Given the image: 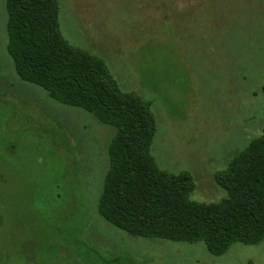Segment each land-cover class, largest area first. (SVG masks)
<instances>
[{
	"label": "rangeland",
	"instance_id": "1",
	"mask_svg": "<svg viewBox=\"0 0 264 264\" xmlns=\"http://www.w3.org/2000/svg\"><path fill=\"white\" fill-rule=\"evenodd\" d=\"M61 36L150 104L160 171L188 172L194 202L264 126V0H58ZM0 0V264H264V242L221 257L203 244L129 237L97 213L115 129L21 82Z\"/></svg>",
	"mask_w": 264,
	"mask_h": 264
},
{
	"label": "trees",
	"instance_id": "2",
	"mask_svg": "<svg viewBox=\"0 0 264 264\" xmlns=\"http://www.w3.org/2000/svg\"><path fill=\"white\" fill-rule=\"evenodd\" d=\"M57 1L6 0V51L21 82L115 129L99 217L135 239L203 244L212 257L236 244L264 242V126L225 170L214 174L225 198L211 204L192 201L190 173L160 171L151 154L156 123L150 104L122 92L103 60L63 39Z\"/></svg>",
	"mask_w": 264,
	"mask_h": 264
}]
</instances>
